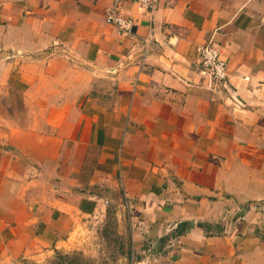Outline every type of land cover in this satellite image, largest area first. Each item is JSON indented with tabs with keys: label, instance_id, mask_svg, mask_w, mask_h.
Listing matches in <instances>:
<instances>
[{
	"label": "crops",
	"instance_id": "0c3cea01",
	"mask_svg": "<svg viewBox=\"0 0 264 264\" xmlns=\"http://www.w3.org/2000/svg\"><path fill=\"white\" fill-rule=\"evenodd\" d=\"M112 2L0 0V264H264V0Z\"/></svg>",
	"mask_w": 264,
	"mask_h": 264
},
{
	"label": "built area",
	"instance_id": "2783aa9c",
	"mask_svg": "<svg viewBox=\"0 0 264 264\" xmlns=\"http://www.w3.org/2000/svg\"><path fill=\"white\" fill-rule=\"evenodd\" d=\"M146 9H153L155 0H136ZM123 0H113L112 5L106 10L105 19L113 24L118 32L126 36H135L136 22L133 18L124 16L121 13L120 5ZM141 55L145 58L148 51V40L142 39ZM201 65L204 72L213 77L225 80L228 77V67L225 60L221 57L220 49L215 44L200 46L198 48Z\"/></svg>",
	"mask_w": 264,
	"mask_h": 264
}]
</instances>
